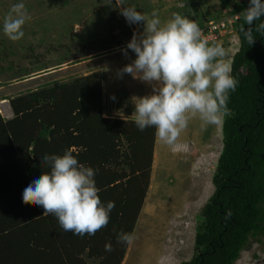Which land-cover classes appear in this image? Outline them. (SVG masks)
Listing matches in <instances>:
<instances>
[{
	"label": "trees",
	"instance_id": "obj_1",
	"mask_svg": "<svg viewBox=\"0 0 264 264\" xmlns=\"http://www.w3.org/2000/svg\"><path fill=\"white\" fill-rule=\"evenodd\" d=\"M213 18L241 14L236 23L239 50L231 75L232 115L222 123L223 148L212 183L214 193L201 211L194 256L181 264H235L251 238L264 237V35L249 45L240 31L248 0H221ZM103 75L94 72L48 84L10 100L13 118L0 115V264H121L150 181L156 146L154 128L138 130L133 119L105 117ZM69 150L97 169L103 203L115 202L109 223L94 236L65 232L54 215L43 214L22 192L33 175L47 168L44 154ZM230 213V215H229ZM111 243L113 251H105Z\"/></svg>",
	"mask_w": 264,
	"mask_h": 264
},
{
	"label": "rangeland",
	"instance_id": "obj_2",
	"mask_svg": "<svg viewBox=\"0 0 264 264\" xmlns=\"http://www.w3.org/2000/svg\"><path fill=\"white\" fill-rule=\"evenodd\" d=\"M18 2L0 0L1 117L13 118L10 100L17 96L101 72L106 114L134 120L135 97L151 94L152 86L127 73L119 75L135 59V53L124 55L122 49L134 32H143L142 24L129 25L120 15L119 0H22L30 19L24 37L12 41L2 28ZM127 6L149 17L156 11L162 22L179 13L196 23L213 18L222 8L221 0H127ZM233 39L228 35L219 41L230 67L238 49ZM222 137V124L204 128L197 116L190 117L175 144L156 139L147 194L132 233L135 239L121 264L192 260L201 211L214 193ZM235 264H264V237L251 238Z\"/></svg>",
	"mask_w": 264,
	"mask_h": 264
},
{
	"label": "clouds",
	"instance_id": "obj_3",
	"mask_svg": "<svg viewBox=\"0 0 264 264\" xmlns=\"http://www.w3.org/2000/svg\"><path fill=\"white\" fill-rule=\"evenodd\" d=\"M117 8L129 25H143V32H134L122 49L124 55L128 50L135 53V59L119 73L152 86L151 94L135 97L134 122L138 130L154 128L160 142L173 145L188 128L190 117L198 116L202 127L207 128L222 124L232 115L228 103L239 81L224 62L227 53L222 44L209 45L199 25L179 13L162 22L158 12L153 11L149 17L127 6V0H119ZM242 16L248 27L242 25L240 31L252 45L256 39L254 22L264 17V0H248ZM29 19L22 0L14 4L3 22L4 35L12 41L21 40ZM255 31L264 35V21L256 25ZM237 37L239 50L238 33ZM39 158L47 171L33 175L26 183L22 202L31 201L43 209V214L54 215L61 229L73 235L94 236L106 227L115 202L101 201L95 180L98 170L80 163L69 150ZM134 239L132 233L121 232L117 242L130 245ZM105 251H113L111 243L105 245Z\"/></svg>",
	"mask_w": 264,
	"mask_h": 264
},
{
	"label": "built area",
	"instance_id": "obj_4",
	"mask_svg": "<svg viewBox=\"0 0 264 264\" xmlns=\"http://www.w3.org/2000/svg\"><path fill=\"white\" fill-rule=\"evenodd\" d=\"M241 14L235 15H226L220 20L217 21H207L197 24L202 30V38L205 39L208 43H219V41L224 40L225 36L232 35L234 36L233 43L239 45V40L237 37L236 23L240 20ZM238 50V49H237Z\"/></svg>",
	"mask_w": 264,
	"mask_h": 264
},
{
	"label": "crops",
	"instance_id": "obj_5",
	"mask_svg": "<svg viewBox=\"0 0 264 264\" xmlns=\"http://www.w3.org/2000/svg\"><path fill=\"white\" fill-rule=\"evenodd\" d=\"M129 52L131 51V50H128ZM104 87V86H103ZM102 93H104V88L102 89ZM106 110V109H105ZM105 110H104V116L105 117H112L110 114H106V112H105ZM113 118V117H112ZM125 119V118H124Z\"/></svg>",
	"mask_w": 264,
	"mask_h": 264
},
{
	"label": "bare ground",
	"instance_id": "obj_6",
	"mask_svg": "<svg viewBox=\"0 0 264 264\" xmlns=\"http://www.w3.org/2000/svg\"><path fill=\"white\" fill-rule=\"evenodd\" d=\"M2 103V102H1ZM3 104L7 105L6 103L3 102Z\"/></svg>",
	"mask_w": 264,
	"mask_h": 264
}]
</instances>
